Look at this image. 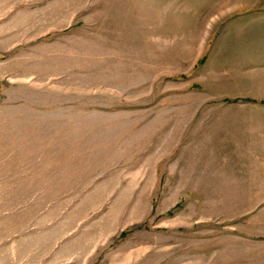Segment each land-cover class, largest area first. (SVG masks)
<instances>
[{
    "label": "rangeland",
    "instance_id": "374dc122",
    "mask_svg": "<svg viewBox=\"0 0 264 264\" xmlns=\"http://www.w3.org/2000/svg\"><path fill=\"white\" fill-rule=\"evenodd\" d=\"M0 264H264V0H0Z\"/></svg>",
    "mask_w": 264,
    "mask_h": 264
}]
</instances>
